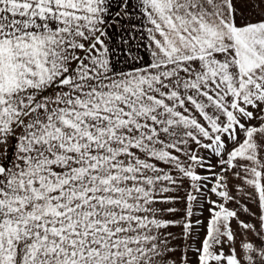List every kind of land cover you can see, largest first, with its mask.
Wrapping results in <instances>:
<instances>
[{
    "label": "snow or ice",
    "instance_id": "1",
    "mask_svg": "<svg viewBox=\"0 0 264 264\" xmlns=\"http://www.w3.org/2000/svg\"><path fill=\"white\" fill-rule=\"evenodd\" d=\"M0 264H264V0H0Z\"/></svg>",
    "mask_w": 264,
    "mask_h": 264
}]
</instances>
